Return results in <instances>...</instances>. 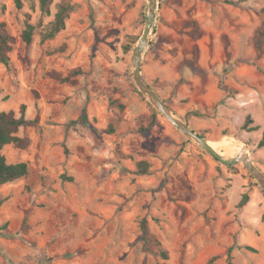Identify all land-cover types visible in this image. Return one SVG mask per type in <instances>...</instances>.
<instances>
[{"label": "rangeland", "instance_id": "1", "mask_svg": "<svg viewBox=\"0 0 264 264\" xmlns=\"http://www.w3.org/2000/svg\"><path fill=\"white\" fill-rule=\"evenodd\" d=\"M22 3L0 0L12 38L0 112L18 117L25 105L31 121L17 133L26 148L2 150L28 173L0 186V264H226L231 246L233 264H264V190L227 149L241 144L264 174V0H158L141 54L146 83L220 159L134 83L147 0H51L50 16L37 0ZM63 3L72 7L64 30L41 42ZM75 68L67 82L49 76ZM139 161L149 174L136 173ZM142 218L160 248L143 249Z\"/></svg>", "mask_w": 264, "mask_h": 264}, {"label": "trees", "instance_id": "2", "mask_svg": "<svg viewBox=\"0 0 264 264\" xmlns=\"http://www.w3.org/2000/svg\"><path fill=\"white\" fill-rule=\"evenodd\" d=\"M16 9H21L23 6L22 0H12ZM38 8L42 15L50 16V5L51 0H37ZM72 11V7L68 3H63L57 5V10L53 15L52 20L47 24L43 31L40 33V41L44 42L46 40L54 38L65 28V21L68 19L69 14ZM34 31V26L28 22H25L24 29L21 33V39L25 44H30L32 40V35ZM12 38L6 33L4 29V24L0 23V64L5 68L9 69L11 67V61L9 57V52L11 51ZM127 50V47L125 48ZM81 74L79 68L72 69L69 74L65 77L60 74L51 73L49 76L59 82H67L71 77H75ZM122 108V106H119ZM19 116L17 117L14 111L9 110L7 112H0V186L15 181L19 178L25 177L28 173V166L24 162L16 164H8L5 161V157L2 154V150L5 146L13 145L17 148L24 149L28 145V140L17 136L19 129L26 124L31 123V121L25 118V105H21L19 108ZM81 121L85 122L87 120L85 111H82L80 115ZM251 119L247 117L244 122L243 128H246ZM258 148L264 147V131L262 132L261 138L257 143ZM231 165V164H229ZM136 173L139 175L149 174L150 165L145 161H139L136 163ZM248 202V195L246 193L242 194L237 208H242ZM139 231L140 237L139 242L141 243L143 249L149 251L153 246L160 248V243L156 240L149 232L148 222L146 218H142L139 221ZM247 250L254 252L251 247H245ZM232 251L233 247H229L226 251V264H233L232 262ZM160 255L163 259H167V254L160 250Z\"/></svg>", "mask_w": 264, "mask_h": 264}, {"label": "water", "instance_id": "3", "mask_svg": "<svg viewBox=\"0 0 264 264\" xmlns=\"http://www.w3.org/2000/svg\"><path fill=\"white\" fill-rule=\"evenodd\" d=\"M148 13L144 22V27L142 34L138 40L137 45L132 51V77L138 90L146 96L155 109L175 128H177L184 135L194 139L203 149L210 153L216 159H220L218 154L208 145V142L188 127L186 124L182 123L174 117V115L168 110L163 101L159 96L150 88L141 75V54L148 44V38L152 25L156 19V12L158 10V0H147ZM230 163L241 162L248 173L254 178V180L259 184V186L264 190V174L256 167L253 161L247 156L244 159H239L233 157L229 160ZM229 164V163H226Z\"/></svg>", "mask_w": 264, "mask_h": 264}, {"label": "bare ground", "instance_id": "4", "mask_svg": "<svg viewBox=\"0 0 264 264\" xmlns=\"http://www.w3.org/2000/svg\"><path fill=\"white\" fill-rule=\"evenodd\" d=\"M210 145H212V144L210 143ZM227 149L229 151H232L234 153V155L239 159H244L248 156L247 150L241 144H235L232 146H227Z\"/></svg>", "mask_w": 264, "mask_h": 264}]
</instances>
